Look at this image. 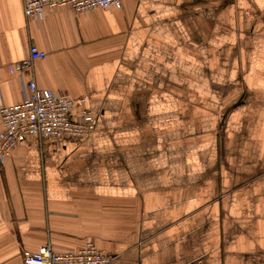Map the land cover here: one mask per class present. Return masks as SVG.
<instances>
[{
  "label": "crops",
  "instance_id": "crops-1",
  "mask_svg": "<svg viewBox=\"0 0 264 264\" xmlns=\"http://www.w3.org/2000/svg\"><path fill=\"white\" fill-rule=\"evenodd\" d=\"M30 45L46 56L19 73ZM21 78L84 98L96 121L0 160V264L86 241L108 264H264V0L39 20L0 0V106L22 101Z\"/></svg>",
  "mask_w": 264,
  "mask_h": 264
},
{
  "label": "built area",
  "instance_id": "built-area-1",
  "mask_svg": "<svg viewBox=\"0 0 264 264\" xmlns=\"http://www.w3.org/2000/svg\"><path fill=\"white\" fill-rule=\"evenodd\" d=\"M27 20H39L46 10L68 7L75 12L120 8L121 0H21ZM44 51L30 45L28 56L14 65L19 73L34 60L44 59ZM22 83L23 99L14 105L0 106V160L29 138L60 136L82 139L95 129V114L84 106V98L57 94L36 85L34 79ZM24 264H108L112 257L97 249L91 241L81 248L65 252L52 250L49 244L22 252Z\"/></svg>",
  "mask_w": 264,
  "mask_h": 264
}]
</instances>
